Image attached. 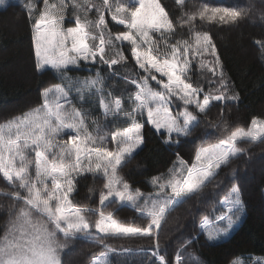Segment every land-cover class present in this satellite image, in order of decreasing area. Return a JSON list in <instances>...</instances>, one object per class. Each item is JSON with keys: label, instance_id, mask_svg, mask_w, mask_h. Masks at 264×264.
<instances>
[{"label": "snow or ice", "instance_id": "1", "mask_svg": "<svg viewBox=\"0 0 264 264\" xmlns=\"http://www.w3.org/2000/svg\"><path fill=\"white\" fill-rule=\"evenodd\" d=\"M175 3L173 16L160 0H25L34 68L55 82L41 89L36 105L0 122V180L11 201L0 264H64L76 242L99 249L89 264H201L188 251L192 243L227 237L241 220L238 177H220L246 146L264 144V120L247 127L223 120L239 94L203 26L236 24L252 18L251 9ZM11 6L0 0V11ZM257 43L264 50V41ZM213 108L221 118L206 124ZM145 127L169 148L195 145L190 161L177 151L166 172L150 177L148 192L122 175L144 144ZM88 177L99 191L89 187L78 200ZM210 186L220 189L213 193L218 209L201 214L199 231L169 259L160 247L162 224ZM124 209L135 219L120 218ZM136 240L152 246L112 243ZM231 264H264V257L237 256Z\"/></svg>", "mask_w": 264, "mask_h": 264}, {"label": "trees", "instance_id": "2", "mask_svg": "<svg viewBox=\"0 0 264 264\" xmlns=\"http://www.w3.org/2000/svg\"><path fill=\"white\" fill-rule=\"evenodd\" d=\"M166 10L173 16L178 12L175 0H160ZM207 2L213 5L232 6L239 3L253 9L251 17L264 13V0H195L196 4ZM24 4H12L7 11H0V118L4 122L14 115L20 114L40 100L42 88L54 83L51 73H38L34 68V58L31 42V29L25 15ZM192 4L189 3V7ZM110 20V17H107ZM245 18L233 25H204V30L213 37L223 72L239 94L238 101L230 102V106L223 111V120L230 125L247 127L253 118L264 120V50L258 53V41H264V21L256 20V26ZM262 23L261 25L258 24ZM116 29L122 26L110 25ZM129 68L134 69V62L129 60ZM196 75H199L196 72ZM211 76V73H205ZM221 110L213 108L205 123H216ZM203 128V125H202ZM143 147L123 168L122 175L134 187L143 191H151L148 180L161 172H166L175 160V153L179 151L185 159H191L195 145L182 143L179 148H169L150 127H145ZM247 147V154L236 159L224 171L220 179L226 183L233 175L240 178V171L253 164L254 157L264 155V144H253ZM257 165V163L255 164ZM255 184L246 187L239 180L242 199L245 208V217L237 231L226 241L209 245L203 238L194 241L188 251L194 252L201 264H230L233 258L239 257H264V173L255 175ZM95 187L97 192L100 185H93L91 177L83 179L79 184L78 200H83L89 195V187ZM248 189V190H247ZM10 189L6 182L0 180V231L7 219L8 206L11 201L6 193ZM220 189L209 187L202 199L189 200L186 204L176 208L162 224L159 240L161 251H166L171 259L180 245L191 239L199 231L198 223L202 213H210L218 209L219 197L213 195ZM190 206L196 211L187 220H184L183 209ZM120 218L135 219V213L122 210L118 213ZM183 217V221L181 220ZM193 218V222L192 221ZM182 221L180 227L178 224ZM188 223V226L185 225ZM187 226V227H186ZM184 236H178V233ZM112 243L130 244L131 247H151L148 241H112ZM99 249L88 244L76 242L70 245L63 254L64 264H89V259Z\"/></svg>", "mask_w": 264, "mask_h": 264}, {"label": "rangeland", "instance_id": "3", "mask_svg": "<svg viewBox=\"0 0 264 264\" xmlns=\"http://www.w3.org/2000/svg\"><path fill=\"white\" fill-rule=\"evenodd\" d=\"M25 0H10V3H14V4H20L22 2H24ZM253 10V9H251ZM260 18L258 16H254L253 18L249 19V23L252 25V26H256L255 24V21L256 20H259ZM261 21V19H260ZM258 24V23H257ZM258 25H261L262 26V23L258 24ZM264 28V27H262ZM257 49H258V53L263 55L262 51L260 50V47L259 45L256 46ZM17 112L16 109L14 111H12L11 113H7L3 116H1L0 118L2 117H5L9 114H13ZM139 150V149H138ZM253 164H249L250 166L246 169H243L240 171V178H238V180L244 184L246 187H249V186H252L255 184V175L256 174H263L264 173V155H258L257 157H254V160H253ZM257 163V165H255ZM248 190V189H247ZM183 211H185L183 214H184V220H187L188 217L190 218L192 215H193V212H195L196 210L195 209H192L190 206H186ZM245 214V212H244ZM244 214L242 216V218L244 217ZM263 216H264V213H263ZM241 218V220H242ZM264 219V217H263ZM183 221V217L181 219ZM241 220L237 223V225L234 227V229L231 231V233L227 236V237H221L220 240L216 241V242H213V243H218V242H221L225 239H227L228 237H230L232 235V233L236 230V228L238 227V225L240 224ZM182 221H180L178 224H176L177 227H180L182 223ZM193 222V218H192V221ZM187 223V222H186ZM188 226V223L185 224ZM186 226V227H187ZM183 233V232H182ZM181 232L178 233V236H184ZM251 257V256H249ZM249 257H246L244 258L245 260H247Z\"/></svg>", "mask_w": 264, "mask_h": 264}]
</instances>
